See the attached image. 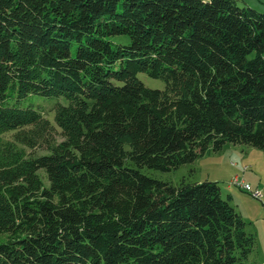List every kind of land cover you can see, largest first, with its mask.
<instances>
[{
    "label": "trees",
    "instance_id": "obj_1",
    "mask_svg": "<svg viewBox=\"0 0 264 264\" xmlns=\"http://www.w3.org/2000/svg\"><path fill=\"white\" fill-rule=\"evenodd\" d=\"M227 143L264 152L263 13L0 0V264H248L256 238L217 182L142 172Z\"/></svg>",
    "mask_w": 264,
    "mask_h": 264
},
{
    "label": "rangeland",
    "instance_id": "obj_2",
    "mask_svg": "<svg viewBox=\"0 0 264 264\" xmlns=\"http://www.w3.org/2000/svg\"><path fill=\"white\" fill-rule=\"evenodd\" d=\"M264 9V0H260ZM238 1L239 6H243ZM258 6V7H259ZM113 41L129 44L127 36L114 37ZM256 56L252 53L250 59ZM139 79L150 88H164V82L152 79L146 74H139ZM61 101L66 104L64 99ZM31 100L23 104L26 107ZM55 112H51L54 122ZM32 151L29 150V153ZM40 153V152H39ZM142 172L154 179L169 182L178 186L186 183H202L206 180L217 182L221 188L224 199L239 212L246 222V231L256 238L255 249L250 256L248 264H264V152L249 145H233L227 143L220 152L210 153L198 159L193 164H188L169 172L143 169ZM43 176V174H41ZM238 178L240 182L249 185L251 192L245 191L232 182ZM260 193L254 197L252 193ZM1 241V239H0Z\"/></svg>",
    "mask_w": 264,
    "mask_h": 264
},
{
    "label": "crops",
    "instance_id": "obj_3",
    "mask_svg": "<svg viewBox=\"0 0 264 264\" xmlns=\"http://www.w3.org/2000/svg\"><path fill=\"white\" fill-rule=\"evenodd\" d=\"M237 1H241L245 6H249L251 8H254L255 10H257L258 12H261L264 14V9L263 7H260L259 4L262 6L261 1L260 0H237ZM259 1L260 3L257 4ZM259 6V7H258Z\"/></svg>",
    "mask_w": 264,
    "mask_h": 264
},
{
    "label": "built area",
    "instance_id": "obj_4",
    "mask_svg": "<svg viewBox=\"0 0 264 264\" xmlns=\"http://www.w3.org/2000/svg\"><path fill=\"white\" fill-rule=\"evenodd\" d=\"M232 183L245 191L251 192L250 186L246 185L244 182H240L238 178H236ZM252 194L254 197H260V193L258 192Z\"/></svg>",
    "mask_w": 264,
    "mask_h": 264
}]
</instances>
